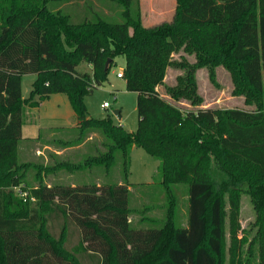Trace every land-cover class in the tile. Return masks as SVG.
<instances>
[{"label": "trees", "instance_id": "16d2710c", "mask_svg": "<svg viewBox=\"0 0 264 264\" xmlns=\"http://www.w3.org/2000/svg\"><path fill=\"white\" fill-rule=\"evenodd\" d=\"M53 1L0 0V264H225V222L229 264H240L241 194L249 196L255 213L253 242L257 262L264 264V105L250 111L200 108L194 75L199 66L210 72L224 63L235 93L264 101V0H177L171 21L148 27L141 23L139 0H111L122 9L117 23L100 17L74 22L48 7ZM176 51L193 54L195 61L173 60ZM118 56L125 59L126 87L136 94L132 132L111 114L90 117L83 101L108 80ZM81 63L90 70L80 72ZM168 67L183 71L173 85L163 82ZM25 74L36 78L22 98ZM54 93L67 96L76 133L22 141L25 110ZM183 100L198 108L173 104ZM27 144L34 151L46 146L53 162L43 163V156L37 163L20 162ZM132 147L159 161L165 194L160 219L130 220ZM62 149V155L55 152ZM118 158L123 180L98 179ZM40 171L76 178L45 183ZM86 171L96 175L87 179ZM182 183L188 190L180 227L172 186ZM19 186L26 201L13 190Z\"/></svg>", "mask_w": 264, "mask_h": 264}, {"label": "rangeland", "instance_id": "374dc122", "mask_svg": "<svg viewBox=\"0 0 264 264\" xmlns=\"http://www.w3.org/2000/svg\"><path fill=\"white\" fill-rule=\"evenodd\" d=\"M176 6L177 0H139L142 25L148 27L171 21ZM48 7H58L62 12L68 13L74 22L80 21L85 17H100L112 23L122 21V9L111 0H78V2L76 1L73 4L71 2H65L64 0H55L48 4ZM180 56L187 58L190 63L195 61L193 54H188L183 51L173 53L172 59L179 60ZM124 66L125 59L121 56L116 57L114 64L109 69L108 80L102 86L93 89L90 94L84 97L83 101L90 117L103 119L106 115L111 114L114 123L120 124L124 130L132 132L135 131L137 126L136 94L134 91L127 89L126 80L123 77L120 78L116 75L119 71L123 74ZM208 68L207 66H199L195 69L194 73L197 92L203 100L201 106H199L200 108H237L250 111L258 109L259 106L263 107V99L253 101L251 97H246L242 90H239L240 93L234 92L235 89L232 84L231 73L224 63L210 66V72ZM78 70L80 72H88L90 69H88L86 64L81 63ZM182 72L178 68L168 67L163 79L164 84L173 85L176 75ZM35 78V74H25L22 76L21 96L23 98L28 97L32 82ZM156 90L161 94L164 93V88L161 85H158ZM104 102L108 103L107 108L102 106ZM173 104L184 110L198 108L189 105L184 100L177 103L173 102ZM113 110H119V120L112 114ZM73 118L67 96L62 93L51 94L43 101H40L36 109L34 107L27 108V114L23 118L25 124L21 135L22 141L24 137H30L28 139L33 140L32 138H35L39 134L47 137L49 140L59 139L62 135L60 133L66 132L62 130H69L66 134L73 136L78 129V126L71 127L73 126ZM39 149L40 152L34 151L32 150L31 144H27L24 146V149L22 148L20 150V154H18L19 161L37 163L40 162V158L43 156V163H52L54 159L45 155L46 151L42 150L41 147ZM129 165L127 184L130 190L129 207L132 210L130 215L131 222L135 223L139 217L162 218L164 211L162 205L165 203V194L158 167L159 161L148 155L143 149L132 147L129 154ZM36 169L38 168H33L30 174H36ZM39 173L45 183H50L49 181L51 180H63L66 182V179L71 180L76 178L75 175L66 172L64 173L65 175H59L61 173L59 172L56 175L52 174L47 176L42 174V171ZM83 173L87 175V179L96 175L93 171ZM98 179L102 182H110L112 184L122 181L123 174L120 159L118 158L116 160V163L109 171L105 172L101 170ZM32 182H34V177H32ZM172 188L176 199V225L183 227L186 217L188 186L182 183L174 184ZM13 190L18 198L26 201L27 193L24 192L25 190L22 186L15 187ZM254 221L255 213L250 198L247 194H241L239 209L241 230L238 237L242 239L243 243L241 245L242 253L239 259L240 264H258L256 258L257 247L255 242H253V236L256 230ZM58 223H53L55 228L54 233H58ZM72 233L75 234L74 231ZM73 236L76 238V235ZM73 242L71 244H74ZM229 248L228 227L225 222V243L222 251L225 264H229L230 261L231 251Z\"/></svg>", "mask_w": 264, "mask_h": 264}, {"label": "crops", "instance_id": "0c3cea01", "mask_svg": "<svg viewBox=\"0 0 264 264\" xmlns=\"http://www.w3.org/2000/svg\"><path fill=\"white\" fill-rule=\"evenodd\" d=\"M87 65V64H86ZM88 66V69H90V66L89 65H87ZM119 72H121V71H119ZM23 98V97H22ZM38 107V106H37ZM37 107H34V109H36ZM71 107V106H70ZM30 109V108H29ZM72 109V108H71ZM26 114H27V109L25 110V115L24 116H26ZM72 115H73V117H74V114H73V111H72ZM24 124H25V122L23 123V125H22V127H21V135H22V130H23V126H24ZM75 126H77V122H76V120H75V117L73 118V126H71V127H75ZM70 129V128H69ZM38 137V135L35 137V138H32L33 140L34 139H36ZM28 138H30V137H28ZM28 138H26V137H24V140H29ZM83 146H84V143L83 144H81L80 146H78V147H75V148H72L71 150H77V149H79V148H83ZM41 149L42 150H47V147L46 146H43V147H41ZM37 152H40V149H38L37 148V150H36ZM58 155H62L65 151H64V149H62V150H59V151H55Z\"/></svg>", "mask_w": 264, "mask_h": 264}, {"label": "water", "instance_id": "95a60500", "mask_svg": "<svg viewBox=\"0 0 264 264\" xmlns=\"http://www.w3.org/2000/svg\"><path fill=\"white\" fill-rule=\"evenodd\" d=\"M108 63H109V59L106 61V63H105V67L107 68V66H108ZM112 114L117 118V120H119L120 119V115H119V110H113L112 111Z\"/></svg>", "mask_w": 264, "mask_h": 264}, {"label": "built area", "instance_id": "2783aa9c", "mask_svg": "<svg viewBox=\"0 0 264 264\" xmlns=\"http://www.w3.org/2000/svg\"><path fill=\"white\" fill-rule=\"evenodd\" d=\"M116 75H117V77H120V78L123 77L122 72H118ZM102 106H103L104 108H107V107H108V103H107V102H104Z\"/></svg>", "mask_w": 264, "mask_h": 264}]
</instances>
